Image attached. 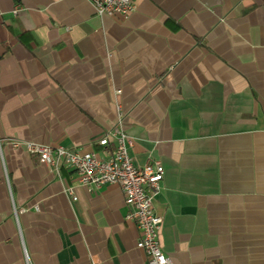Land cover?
I'll return each instance as SVG.
<instances>
[{"label":"crops","instance_id":"1","mask_svg":"<svg viewBox=\"0 0 264 264\" xmlns=\"http://www.w3.org/2000/svg\"><path fill=\"white\" fill-rule=\"evenodd\" d=\"M133 1L121 18L0 0V264H146L118 184L88 188L26 145L108 156L95 141L117 124L136 166H164L174 264H264V0Z\"/></svg>","mask_w":264,"mask_h":264},{"label":"built area","instance_id":"2","mask_svg":"<svg viewBox=\"0 0 264 264\" xmlns=\"http://www.w3.org/2000/svg\"><path fill=\"white\" fill-rule=\"evenodd\" d=\"M98 15L127 18L134 10L133 0H91ZM16 5L13 12L17 13ZM121 117V112L119 113ZM113 147L108 156H98L95 151L79 152L61 145L51 146L26 142L32 154H36L41 163L48 165L59 174L63 165L71 168L80 184L88 187H100L105 184H118L123 192L124 203L128 207L126 218L132 220L139 230L136 246L146 258V264H174L164 254L159 243V228L162 222L153 205L154 197L162 189L165 173L164 166L158 161H148L136 166L129 155L132 138L124 132L121 125L106 130L95 143ZM71 194L72 189L68 188ZM90 264H101L98 257H91Z\"/></svg>","mask_w":264,"mask_h":264}]
</instances>
